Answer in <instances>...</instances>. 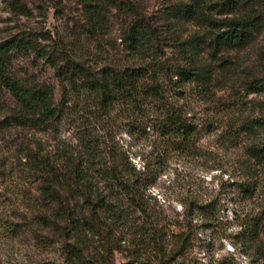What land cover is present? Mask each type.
I'll list each match as a JSON object with an SVG mask.
<instances>
[{
    "label": "trees",
    "instance_id": "trees-1",
    "mask_svg": "<svg viewBox=\"0 0 264 264\" xmlns=\"http://www.w3.org/2000/svg\"><path fill=\"white\" fill-rule=\"evenodd\" d=\"M83 5L89 30L103 24L105 6L129 15L122 42L140 58H151L135 64L108 61L98 65L69 51H49L27 35L0 41V90L8 92L14 102L10 113L0 118V132L11 128L31 130L33 134L56 130L63 120L77 114L76 146L64 152L59 161L52 160L49 152H42L31 142L22 143L16 156L23 174L38 183L42 199V203L37 199L26 204L29 224L59 226L56 231L65 239L73 264H87L88 236L99 235L100 226L174 224L150 207L146 192L161 158L171 153L188 156L200 151L199 138L209 124L196 117L184 96V85L194 82L207 90L211 66L205 62L204 51L207 49V55L215 60L222 52L245 47L254 33L264 27V0H178L165 12L168 29H172L170 21L174 19L206 31L184 40L169 36L183 60L169 64L161 58L157 28L141 18L128 1L83 0ZM17 6L25 10L21 4ZM14 51L33 52L53 68L61 90L58 102L49 85L22 82L10 73ZM245 87L252 92L261 91L264 79H253ZM113 116L125 122L129 137L144 138L152 160L145 158L137 165L131 158L136 154L113 141L109 132ZM239 127L264 136V109ZM248 154L264 165V141L249 146ZM4 167L5 164L1 172ZM239 185L252 194L254 187L249 180ZM180 204L188 225L195 217L204 223L215 219L211 203H203L199 196L186 197ZM238 226H264V213L242 220ZM135 237V244H152L154 255L142 263L183 264L180 259L186 255L185 236L175 235L173 244L158 241L159 234L154 233L138 231Z\"/></svg>",
    "mask_w": 264,
    "mask_h": 264
},
{
    "label": "rangeland",
    "instance_id": "rangeland-1",
    "mask_svg": "<svg viewBox=\"0 0 264 264\" xmlns=\"http://www.w3.org/2000/svg\"><path fill=\"white\" fill-rule=\"evenodd\" d=\"M126 1L157 28L161 58L169 64L183 61L169 36L184 40L206 31L174 19L170 21L172 29H168L165 12L178 0ZM18 4L25 10L19 9ZM103 11V24L89 30L83 0H0V41L27 35L49 51H69L98 65L149 60L151 55L140 58L122 42L131 17L111 7L105 6ZM207 53L206 49L203 57L211 66L208 89L204 91L194 82L184 85V96L196 117L209 124L199 138L200 151L188 156L171 153L161 158L146 192L150 207L174 224L100 226L99 235L88 236L87 264H145L142 262L154 255L152 244H135L138 231L159 234L158 241L168 244L175 242L177 234L185 236L186 255L180 259L183 264H264V226H238L240 221L264 213V165L248 154L249 146L261 144L264 136L239 127L264 109V88L252 92L245 87L253 79H264V27L243 48L222 52L215 60ZM9 70L22 82L49 85L54 101L60 100V85L53 68L33 52H12ZM13 107L9 93L0 90V118ZM109 124L113 141L136 154L131 158L137 165L145 158L151 159L144 138L129 137L121 117L113 116ZM76 126L77 114L63 120L56 130L33 134L31 130L11 128L0 132V168L5 164L0 171V264H73L65 239L56 231L59 226L29 224L26 204L37 199L42 203V199L38 183L23 174L16 156L22 143L31 142L42 152H49L52 160L61 159L64 152L76 146ZM244 180L254 187L251 195L239 185ZM189 196L211 203L215 219L204 223L195 217L188 225L180 202ZM135 258L141 261H133Z\"/></svg>",
    "mask_w": 264,
    "mask_h": 264
}]
</instances>
